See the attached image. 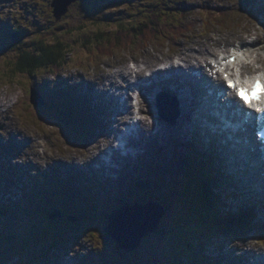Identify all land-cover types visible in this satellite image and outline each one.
Listing matches in <instances>:
<instances>
[{"label": "rangeland", "instance_id": "rangeland-1", "mask_svg": "<svg viewBox=\"0 0 264 264\" xmlns=\"http://www.w3.org/2000/svg\"><path fill=\"white\" fill-rule=\"evenodd\" d=\"M54 1L0 0V264H217V259H222L223 264H250L237 258L235 252L250 249L264 253V240L259 238L264 231V192H258L257 186L249 188L261 197V202H251L255 199L237 188L235 178L219 170L226 158L220 150L210 147L196 128L180 138L179 133L156 136L157 129H152L143 143L136 146L140 156L134 157L126 169L116 166L115 179L110 178L112 174L100 175L95 170L96 161L89 164L112 143L114 131L121 126L112 116L117 106L114 108L113 98L102 90L99 82H106L115 70L128 71L127 63L131 61H145L156 68L163 56L185 52L192 42L198 45L218 37L222 38L219 44L225 39L232 45L245 32L253 31L259 34L260 45L264 46V24L259 21L264 0H76L63 4L67 13L59 21L53 14ZM157 14L165 21L155 26L157 36L145 46L146 50L134 46L117 52L115 57L102 55L105 50L96 33L114 32L119 24L127 27L144 21L153 24ZM17 28H21L18 36L23 38L15 43ZM55 42L68 53L60 72L40 70L30 74L15 69L24 52L35 53L40 43L52 46ZM216 48L213 54L224 50ZM196 49L199 47L190 48L191 53ZM261 53L262 63L250 69L254 71L253 77L258 75L256 70L264 72V49ZM211 57L208 55L203 65ZM150 71L149 74L154 72ZM34 90L44 99L41 109L32 105ZM76 98L96 117L87 118L83 112L93 127L78 124L74 115L84 119L75 108ZM143 104L145 108L146 102ZM153 107H146L151 123L156 120ZM70 113L72 118L67 115ZM174 113L170 111L171 117ZM189 119L194 122L193 117ZM135 140L140 142L141 138ZM191 143H194L192 150ZM209 148L212 156L206 151ZM202 153L216 158L218 181H210V200L217 207L216 213L228 220L224 214L254 207V215L248 222L255 224H247L253 230L245 238L227 236L223 240H210L213 238L206 237L207 232L197 221V211L201 217L203 210L198 204L203 179L216 176L211 168L202 177L207 173L209 160H203ZM49 161L51 167L47 165ZM77 182L81 187H77ZM107 191L112 198L108 199ZM50 193L55 194L51 198L45 196ZM128 196L137 198L144 208L154 201L166 211L156 229L161 232L164 229V236H158L157 232L150 235L132 254L124 251L119 242L114 243L110 233L111 239L105 241L108 227L105 213L119 209L122 200L126 205L134 203ZM43 197L46 199L37 217H31L29 209L27 212L22 209ZM220 200L227 207L219 206ZM57 212L60 215L50 220L49 214ZM74 216L83 220L82 228L71 226H78L73 222ZM131 223L123 221L120 230L124 229L132 241L140 229L128 227ZM36 225L40 229L31 232ZM161 239L166 245L159 242ZM218 255L222 258L216 259Z\"/></svg>", "mask_w": 264, "mask_h": 264}, {"label": "bare ground", "instance_id": "bare-ground-1", "mask_svg": "<svg viewBox=\"0 0 264 264\" xmlns=\"http://www.w3.org/2000/svg\"><path fill=\"white\" fill-rule=\"evenodd\" d=\"M221 40L222 38L217 37L216 39L205 40L204 43H200L198 45H195L194 42H192V47L190 48L193 50V47L198 46L199 50L196 49L194 52L191 53L190 48H188L185 52L181 50V51L176 52L175 55L163 56L160 64L156 68L149 67L148 63L146 64L145 61L143 62L131 61L130 64L128 62L127 63V66L129 68L128 71L124 72L123 70H120V71L115 70L112 73V75L107 77L106 82L98 83L100 84L102 90L105 91L106 94L109 93L108 96L113 98L112 100H114L115 102L114 108L116 106L117 108L119 106H122L121 100L124 97L126 88L134 86V79H138V82L135 84L139 85L143 90L141 94V103L148 102L147 99L151 98L150 96L151 94H149V92H153L156 88H160L163 91V93L171 94L179 102V110L182 112L181 114H183L182 119H180V121L177 122L175 126L170 127L169 125H165L164 122L166 121V114L164 115L163 122L159 121V124H154V122L152 123L148 122L149 119L146 113L147 111L146 107L154 106V104L146 105L145 108L141 104L139 105V107H135L134 100L128 97V99H126L124 103L123 110L114 111L115 115L117 116L115 121L119 123V125L121 126L123 125V123H125L124 124L125 131L126 130L127 131L137 130L138 128L134 124V117L137 115L136 112L139 111L140 113L137 116L141 117L140 118L141 133L139 134L141 137V141L137 142L133 137H131L127 144L119 148V146L116 143V136L118 132L120 131V129L119 130L116 129L117 132L115 133L116 131L115 130L113 133L112 143L107 144L104 147L103 152L97 154L95 159L89 163L90 165L91 164L93 165V162L96 161L95 170L99 172L100 175L102 174L105 175L110 172V175L112 174L111 178L115 179L113 177V172L111 171L115 167L111 165L124 166L125 168L128 167L129 162H131L134 157L140 156V154L138 155L135 154L136 151L139 149L136 146L143 143V140L146 139V137L149 135V132L152 129H157L156 136L160 134L162 135L166 134V136H168L170 133H174V134L179 133L178 136L180 138V137H183L184 134H186L185 132L188 131L189 129L196 128L198 131L202 132V134L204 135V140L207 142V144L210 147L213 146L216 149L220 150L221 155H223V157L226 158L222 162L223 164L222 167L219 165L218 167L219 170L221 172L224 171V173L226 172V174H228L229 177L235 178V180L238 183L237 188H239L240 190L244 189L247 195H251L255 199L251 202L255 204L258 203V201L261 202V197L259 198V194L256 191H250L249 189L253 186H257L258 192H264V176L262 175V172H264V163L261 157L263 155V152L261 151L263 148V145H262L261 140L259 139V134L257 131L258 127L264 130V126L261 124V121H262L261 117L258 116L257 122L259 123V126L257 125L255 128L256 123L249 119L246 109L237 101V99L235 98L233 94L228 92L226 99L232 104V106L235 107V109L236 108L242 109L243 112H241V115H240L241 117L238 118V120H236L235 124L233 126H229L227 129L225 124L221 121L220 118H218L216 114V112L224 113L226 111V106L224 102H222L221 99H219L220 101L218 102V105L215 106L214 104L216 103L217 94L215 93L213 96H210L209 94L212 90L218 91L224 88L223 80L218 72L215 73V67L213 66L214 61L221 62L224 60L223 58H221L222 54H225L226 51H227L226 53H228L231 50V48L232 49L234 48L233 49L234 54H232L230 57L236 55L238 56L239 59H241V56H244L246 59H243L240 62L237 61L234 69L236 67H241L243 71L242 77H244L245 79H249L251 77V74L254 72V71H251L250 69H254L257 67V65L262 63L261 62L262 60L261 52L263 51L264 46L260 45L261 37L259 36V34L254 33L253 31L245 32L243 37L234 41L232 45H230L229 41L226 42L225 39L223 40L222 44H219ZM206 45L208 46L206 47ZM258 45H260L259 48H258ZM216 47H221V49H224V50L222 51V53L218 52L217 50L214 53L216 55H214L213 49ZM239 52H242V53L239 54ZM201 55H203L204 57ZM208 55H212V57L210 58V60L205 61L203 65V61L207 59ZM151 69H153L152 71H154L156 78L154 79L152 88L147 89L146 88L147 85H145L144 78L149 77L148 71H150ZM197 71L201 73V77H199L201 80L197 76ZM262 72L263 70L260 69V71L256 70L255 73H258V75H260V73L262 74ZM147 82L148 81H146V83ZM118 83L120 85L119 87H118ZM95 91H97V89H95ZM38 93L41 94L40 92ZM136 94L137 93H134V95ZM86 96L90 97L89 95H86ZM99 97H100V94H99ZM87 99H90V98H87ZM73 100L77 102L78 107L80 104V108L77 110V113H80V115H83V112H85L87 113V116H86L87 118H93V119L96 118L91 112V110H89L86 104L82 102H78L77 98ZM106 102L108 104L107 100ZM192 113H195V114L192 115ZM231 113H232L231 115H235V113L233 112ZM190 117H193L194 122L190 121L189 119ZM262 118H264V116H262ZM203 124L206 125L207 127H205ZM246 125L249 126L248 129L250 131H247L245 129ZM100 127L103 128V126H100ZM208 128L210 129V131ZM231 129L235 131V134L233 136L231 133ZM259 142L261 144H259ZM104 155L110 156L109 164L111 165H108L106 163V160H102V157ZM207 158H209V155L205 154V160ZM207 163H208L207 166H209L208 174L211 172V168L213 172L216 174L215 172L216 158L213 157V159L211 158H209V160L207 159ZM213 163H214V166H213ZM47 165L51 167L50 161ZM79 165L81 168L84 167V165H82L81 163ZM39 167L41 166L39 165ZM59 167L62 168V165H60ZM209 177L211 178L212 183H214L216 179L218 181L217 174L216 176L209 175ZM132 181L134 182L133 179ZM208 181H210V179H208L207 182ZM239 182L243 184L241 183L239 184ZM203 184H201V187ZM80 185H81L80 182H77V187H81ZM139 185L141 187L140 183ZM121 186L123 185L121 184ZM86 194L89 196V193H86ZM46 195H49L48 197L51 196V194H46ZM262 195H264V193ZM107 197L108 199L113 197L111 192L107 191ZM121 198H127V197L125 196ZM200 198L202 199L201 202H205V204L199 203L203 207L202 212L204 211V209L208 210V208H213L214 210L217 209V207H214L213 203H212L213 205H211V200H208V198L198 195V201H200ZM45 199L46 197H43L42 199H38V203H40V200L44 202ZM128 199L133 200L134 203L125 205L124 201L122 200V202L125 205L124 206L122 203L121 206H124L122 207V210L124 208H131V207L144 208L139 205L137 198H135L134 200V196H128ZM204 199L207 201H205ZM64 203L67 204V202H64ZM226 205H227L226 202H222V204L219 206L225 207ZM229 207L235 208L233 204H229ZM250 209L254 210V207ZM118 210H121V209L119 208ZM39 211H40V207L33 208L31 211V216L37 217L36 215H37V212ZM241 213L232 212V213L224 214V215L228 218V220H231V221H237V222L240 221L241 223L249 224V225L255 224V223H251V222L249 223L248 221H245ZM50 214H49L50 220L55 219L56 216H58V214L60 215L59 212L56 213L57 215H50ZM216 214L218 215V213ZM207 215H210L209 210L207 212ZM154 217L155 215L150 214L151 219H153ZM164 218L165 217H162L160 219L155 229L153 230H150L152 226L150 224L146 225V222L140 224V223H136L132 221V223L129 224L128 227L134 226L135 228L140 229V232L138 233V241L134 243V245H131L128 247L129 253L132 254L135 251H137L141 247L142 243L144 242V240H146L147 237L157 232L156 229L159 227L161 221ZM210 218L213 222H215L216 225H218L219 223L224 224L223 222L227 221V220L218 221V219H216L215 216L212 218L211 215H210ZM73 220H75L78 226L73 225V224H71V226H74L76 229L79 227L81 228L83 227V220H79V216H74ZM108 221H109L108 228L107 227L105 228L108 229L109 233L112 236V239H113L112 241L115 243L117 241L112 234V223L114 224V222L112 221V218H110V220ZM124 221H127V220H124ZM117 223L119 224V228H121L122 222L121 223L117 222ZM85 231H87V229ZM121 231H123L122 233H125L124 229H121ZM125 237H127L126 233H125ZM214 239L223 240L222 238H214ZM214 239H210V240H214ZM124 251H126L125 248H124ZM240 251L235 252L236 257L240 258V260L251 262L250 264H264V253H255V252L250 251V249H246L243 253H241ZM247 253H250V254L247 255ZM217 258H222V257L218 255L216 259ZM220 260L222 259H217V264H223V261H220ZM232 264H235V263H232Z\"/></svg>", "mask_w": 264, "mask_h": 264}, {"label": "trees", "instance_id": "trees-1", "mask_svg": "<svg viewBox=\"0 0 264 264\" xmlns=\"http://www.w3.org/2000/svg\"><path fill=\"white\" fill-rule=\"evenodd\" d=\"M164 21L165 19L162 18L161 14H157L156 19L154 20L153 24L147 21H144L145 23L138 22V24L132 23L131 25H129V27H127L126 24L125 25L119 24L116 27L114 32L96 33L95 35L100 38V45H102L105 50V54H102V55H105L106 58H109V56L110 57L115 56L117 52L123 51L125 49L131 48L134 46H139V49L145 48V46L149 44V41L154 39L157 36V34L154 32L156 31L155 26H157L158 24H161ZM146 25H147V28L145 29L144 26ZM20 30L21 28H17V35L13 37L14 42L22 41L23 35H21L20 37L18 36V34L20 33ZM63 49L64 48L62 46H58V43L56 44V42L52 44V46H48L43 43H40L39 46H37V50L35 53L30 54L29 52H24L23 56H20L15 66V69L22 73H30V74L34 73L35 71H40V70H53V71L56 70L60 72L62 68L65 66V64L67 63L66 59H67L68 53H66L67 51L65 52L64 51L65 49L64 50ZM44 117H46L45 114H44ZM205 171L207 173L203 174L202 177H205L206 175H208L209 166H207ZM207 180L208 179H206L205 180L206 182H205L203 179V182L205 183L204 184L202 183L203 185L201 187L200 196L209 198L210 200V198L212 197V193L210 191L212 188V185L210 183L211 179L208 182ZM50 194H51L50 197H48L49 195H45V196L48 198H51L52 196H54V193H50ZM41 202L43 201L40 200V203L35 202L32 205H30V208H29L30 213L33 208L41 207ZM199 203L205 204V202H201V201H199ZM211 205L213 204L211 203ZM124 206H121L120 209ZM208 210L212 218L215 216V218L218 219V221L224 220L225 217L222 215L218 216L216 214V210H214L213 208H208ZM208 210L204 209V211L202 212V216L200 217L198 213L199 210L197 211V208L196 207L194 208V211H197L198 213V214L196 213V219H198L197 221H200L203 231L207 232V235L205 234V232H203V234L206 235V237H210L213 239L214 238L223 239V237L228 236L229 238L240 239V238H245L246 236H248V234L253 230L252 227H248L247 224L241 223L240 221L237 222V221L227 220L226 222H223L224 224L219 223L218 225H216L215 222L211 220L210 215H207ZM117 212H118V208L113 209L112 213H107V214L105 213V215L107 216L106 217L107 221L110 220V218L113 217ZM253 212L254 210L250 208H248V211L243 210V212L241 213L243 215V219H245V221H249L254 215ZM29 215L31 216V214ZM203 215H205V217H203ZM107 228L105 229V233H106L105 241L111 239V236ZM37 229H40L38 225L34 226L31 232L34 233ZM162 230H163L162 232L160 230L157 231V234L160 237L164 236L166 232L164 229ZM166 238L167 237L165 236V239ZM260 239L261 241L264 240V233L263 235L260 236ZM159 242L162 243L163 245H166L163 243L162 239L159 240Z\"/></svg>", "mask_w": 264, "mask_h": 264}, {"label": "water", "instance_id": "water-1", "mask_svg": "<svg viewBox=\"0 0 264 264\" xmlns=\"http://www.w3.org/2000/svg\"><path fill=\"white\" fill-rule=\"evenodd\" d=\"M75 1L76 0H55L53 2L52 4V7L54 8L53 14L57 21H59V19L67 13L66 8L62 9L64 6L63 4L69 5ZM31 101H32V105L34 104L36 108H41L44 103L42 97L36 91L34 92L32 91ZM150 208H153L154 210H149ZM150 214L155 215V217L151 219ZM165 214H166L165 209L159 203H156L154 201L149 202L145 208L131 207V208H124L123 210L121 209L116 215L112 217V221L114 222V224L112 223V234L116 239V241L119 242L122 246H124L125 250L128 251L129 250L128 247L134 245V243L138 241V237L132 241L129 240L128 237H124L125 234L122 233V231L119 228V224L117 222L121 223L124 220H129L140 224L146 222L147 224H150L152 226L150 230H153L155 229L160 219L165 216Z\"/></svg>", "mask_w": 264, "mask_h": 264}, {"label": "snow or ice", "instance_id": "snow-or-ice-1", "mask_svg": "<svg viewBox=\"0 0 264 264\" xmlns=\"http://www.w3.org/2000/svg\"><path fill=\"white\" fill-rule=\"evenodd\" d=\"M234 60L235 58H233V62ZM245 83H248L247 87H237L234 82L229 81V86L235 88L239 98L244 101V103L249 107H252V101H259L261 99V96L264 95V82H262L260 77L257 76L250 83L247 81ZM257 110L264 113V107H257Z\"/></svg>", "mask_w": 264, "mask_h": 264}, {"label": "clouds", "instance_id": "clouds-1", "mask_svg": "<svg viewBox=\"0 0 264 264\" xmlns=\"http://www.w3.org/2000/svg\"><path fill=\"white\" fill-rule=\"evenodd\" d=\"M121 209H122V208H121ZM119 211H120V210H118V212H119ZM118 212H117V213H118ZM117 213H116V214H117ZM116 214H115V215H116ZM111 218H112V217H111ZM32 252H33V251H32ZM33 253H35V252H33Z\"/></svg>", "mask_w": 264, "mask_h": 264}]
</instances>
